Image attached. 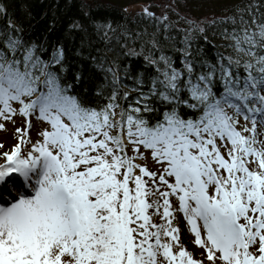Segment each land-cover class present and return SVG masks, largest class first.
I'll return each mask as SVG.
<instances>
[{
	"label": "snow or ice",
	"instance_id": "6c2138e0",
	"mask_svg": "<svg viewBox=\"0 0 264 264\" xmlns=\"http://www.w3.org/2000/svg\"><path fill=\"white\" fill-rule=\"evenodd\" d=\"M240 24L223 35L243 63L197 59L185 36L180 68L165 55L145 58L156 75L146 85L138 74L126 109L116 90L101 107L73 94L62 46L45 60L34 42L0 40V119L25 117L0 165V201H11L0 203V264H264V22ZM152 98L167 106L154 122ZM181 106L199 114L185 118ZM32 118L50 127L22 157ZM141 148L158 171L135 162L146 158ZM177 212L204 259L181 243Z\"/></svg>",
	"mask_w": 264,
	"mask_h": 264
},
{
	"label": "trees",
	"instance_id": "16d2710c",
	"mask_svg": "<svg viewBox=\"0 0 264 264\" xmlns=\"http://www.w3.org/2000/svg\"><path fill=\"white\" fill-rule=\"evenodd\" d=\"M123 1L0 0V40L20 37L25 43L34 42L45 60L53 55L54 49L62 46L67 68L65 82L73 85V94L90 106L101 107L116 90V103L126 109L139 95L135 83L138 74H143L146 85L148 79L156 75V66L148 60H158L165 55L175 67H181L185 36L197 59L204 57L215 62L223 55L243 63L245 57L229 46L231 41L225 39L224 30L230 32L233 27L240 28L241 17L249 22L255 16L257 22H264V0H236L230 7L231 16L227 14L222 22L219 18L200 22L193 30L166 14L154 13L155 18H151L143 11L126 10ZM165 16L167 19L163 20ZM232 18L236 20L235 25L231 23ZM76 73L81 74L79 82ZM114 75L120 78L118 84L112 83ZM98 89L103 95H96ZM143 90L147 91V86ZM215 91H221L219 85ZM186 95L182 93V97ZM151 106L156 111L146 114L149 121L162 119L167 106L157 98L151 99ZM180 111L185 118L199 114L183 106ZM189 251L194 254L193 249Z\"/></svg>",
	"mask_w": 264,
	"mask_h": 264
},
{
	"label": "rangeland",
	"instance_id": "374dc122",
	"mask_svg": "<svg viewBox=\"0 0 264 264\" xmlns=\"http://www.w3.org/2000/svg\"><path fill=\"white\" fill-rule=\"evenodd\" d=\"M235 1L236 0H124L122 3L125 5L126 10L144 11V9L147 8L150 13L166 14L171 17H175L174 19L176 21L183 23L185 27L188 26L191 30H193L200 22L213 20L214 18H219L220 22H222L225 20L224 18L227 14L231 16L230 7L232 3H235ZM249 24H251V21H249ZM13 107L18 110L20 105L18 103H14ZM231 111L232 110L229 109L230 113ZM118 113L119 111H117V114ZM117 118L119 117L117 116ZM31 123L32 127L30 129L29 136L25 137L27 143L21 145L22 157H27L28 153L32 150L33 144L37 141H42L40 132L50 127L46 122H41L36 118H32ZM0 124L4 125V127L0 129V165H6L7 160L4 153L10 154L14 147L19 143L20 134L16 132V129L24 128L25 117L19 115L17 112L11 120L0 119ZM244 124L245 122L241 120V125L243 126ZM247 127H251L250 122L247 123ZM256 134L258 140L264 141V126L258 125ZM246 135H248V133H246ZM132 147V145H128L129 155H135L131 151ZM141 152L145 153L146 158L137 157L135 161L136 163L146 165L152 171H158L162 167L151 159L150 152L143 148H141ZM253 167H255V164H253ZM23 195L27 197L33 195V193L31 189H29V192L23 193ZM172 203L174 207L177 206L175 198H172ZM175 223L178 224L181 229V243L188 250L193 249L196 259H204L202 256L204 249L197 247L194 244L193 237L189 234V230L182 218V214L179 212L176 213ZM205 264H208L206 260Z\"/></svg>",
	"mask_w": 264,
	"mask_h": 264
},
{
	"label": "bare ground",
	"instance_id": "6f19581e",
	"mask_svg": "<svg viewBox=\"0 0 264 264\" xmlns=\"http://www.w3.org/2000/svg\"><path fill=\"white\" fill-rule=\"evenodd\" d=\"M15 175V174H14ZM17 182L20 184V186H21V189L23 188V184H22V182H21V180L18 178L17 179ZM23 190H25V188L23 189ZM15 193H13V195H14ZM8 202V200H4V201H2V203H7Z\"/></svg>",
	"mask_w": 264,
	"mask_h": 264
}]
</instances>
